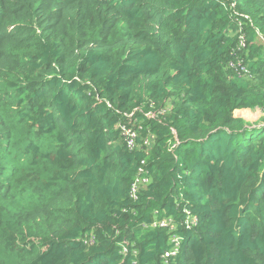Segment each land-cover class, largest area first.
I'll return each instance as SVG.
<instances>
[{
	"label": "trees",
	"instance_id": "1",
	"mask_svg": "<svg viewBox=\"0 0 264 264\" xmlns=\"http://www.w3.org/2000/svg\"><path fill=\"white\" fill-rule=\"evenodd\" d=\"M154 212L172 264H264V0H0V264H163Z\"/></svg>",
	"mask_w": 264,
	"mask_h": 264
},
{
	"label": "clouds",
	"instance_id": "2",
	"mask_svg": "<svg viewBox=\"0 0 264 264\" xmlns=\"http://www.w3.org/2000/svg\"><path fill=\"white\" fill-rule=\"evenodd\" d=\"M232 36L238 37L240 48L245 47V41L242 36L241 28L235 31L234 33H232ZM230 64H232V62H230ZM237 65L241 66L240 61H237ZM124 127L127 128L126 126ZM138 173L142 174L143 170L139 169ZM149 181L150 180H148V178L143 177V176L134 177V181L131 183L129 187V191H128V199L131 205H134L138 202L140 192L149 184ZM128 211H131L133 215H135L136 213L134 208L131 206L121 209L122 213H126ZM154 213H155L154 220H152L148 224L144 222L142 223V225L144 226L145 224V226H147L148 228L163 229V230H166L167 232L172 233L171 238L169 240V245H170L169 249L166 250L160 256L163 264H172V261L176 259L179 253V248H180L182 239L176 234V224L170 218L158 219L156 212ZM184 213L186 214V218L183 221L184 228L186 230H191L198 224V217L191 215L188 211H185ZM80 239L85 245L91 246L94 243L93 229L86 232L82 237H80ZM113 241L118 246V253L121 257V260H125L129 256H132V257L137 256L136 249L133 248L132 244L128 240L122 239V242L118 243L117 238H114ZM170 252H172L173 255H170L169 257H165V254L170 253ZM133 264H135V261L133 262Z\"/></svg>",
	"mask_w": 264,
	"mask_h": 264
},
{
	"label": "rangeland",
	"instance_id": "3",
	"mask_svg": "<svg viewBox=\"0 0 264 264\" xmlns=\"http://www.w3.org/2000/svg\"><path fill=\"white\" fill-rule=\"evenodd\" d=\"M261 112L259 109H253V110H236L233 113V116L235 118H242L245 121H256L258 119L259 116H261ZM253 121V122H254ZM129 136H131V138H134V140L138 137V134L136 131L130 130V132H128ZM144 144H146V142H144ZM22 147H24V144L22 145Z\"/></svg>",
	"mask_w": 264,
	"mask_h": 264
},
{
	"label": "built area",
	"instance_id": "4",
	"mask_svg": "<svg viewBox=\"0 0 264 264\" xmlns=\"http://www.w3.org/2000/svg\"><path fill=\"white\" fill-rule=\"evenodd\" d=\"M128 132H130V129L125 128L124 126L121 127V135L124 138V140L126 141L127 147L129 149H132L134 147L135 140H134V138H131V136H129ZM170 255H173V253L172 252L166 253L165 257H169Z\"/></svg>",
	"mask_w": 264,
	"mask_h": 264
}]
</instances>
